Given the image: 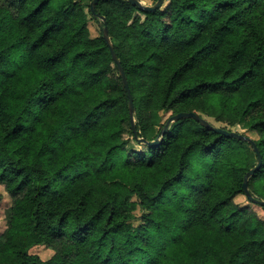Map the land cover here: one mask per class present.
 <instances>
[{
  "label": "trees",
  "instance_id": "trees-1",
  "mask_svg": "<svg viewBox=\"0 0 264 264\" xmlns=\"http://www.w3.org/2000/svg\"><path fill=\"white\" fill-rule=\"evenodd\" d=\"M90 2L0 0V264H264L251 146L192 119L161 136L181 112L240 126L264 201V0L98 2L137 138Z\"/></svg>",
  "mask_w": 264,
  "mask_h": 264
},
{
  "label": "water",
  "instance_id": "water-1",
  "mask_svg": "<svg viewBox=\"0 0 264 264\" xmlns=\"http://www.w3.org/2000/svg\"><path fill=\"white\" fill-rule=\"evenodd\" d=\"M99 1L100 0H91V2L89 3V10H90L91 14L98 20L97 25L102 32L103 39H104L105 43L107 44V47H108L109 52H110V57H111L113 63L115 64V66L118 70V74H119V77L121 79L122 85L125 88L127 98H128L130 124H131L132 131L135 134V138H137V135H136L137 132H136V128H135V119H134V115H133V113H134L133 101H132V96L130 94V90L128 87V82H127L126 76H125L124 71L121 67L120 61L118 60V58L115 54L114 47L110 42L108 30H107V27L105 25V18L95 14V7ZM125 1H127L131 5L139 8V10H141V11H148V12H155V11L161 9L165 3V0H157L154 4H151L148 6V5H145L144 2H142L141 0H125ZM185 119L195 120L201 126L207 128V129L214 130V131L221 133V134H223L229 138H233V139L245 142L251 146L252 151L254 152L255 157H256V165L244 177V182H243L242 188H243V192H244V194L247 197V200L249 202L256 203V204H259V205L264 207V201L255 200L253 198V196L251 195L249 189H248V177H250L257 169H259V167L261 165L260 152H259L257 146L255 145V143L246 135H243V134H240V133L234 132V131L223 130L221 128L213 126L208 120H206L205 118L201 117L199 114L194 113V112H188V113L181 112V113H178L174 116H171L167 120L164 128L162 129L161 136L165 135V133L167 132L168 126L170 124L175 123V122L180 121V120H185ZM138 141L142 142V143H146L142 139H138ZM158 141L159 140H155V141L147 143V144L154 146L158 143Z\"/></svg>",
  "mask_w": 264,
  "mask_h": 264
},
{
  "label": "rangeland",
  "instance_id": "rangeland-1",
  "mask_svg": "<svg viewBox=\"0 0 264 264\" xmlns=\"http://www.w3.org/2000/svg\"><path fill=\"white\" fill-rule=\"evenodd\" d=\"M141 1L144 2L145 5H148V6L151 5L149 0H141ZM166 2H167V0H166ZM88 28H89L91 37H96L99 34V27H98L97 23H95L94 21H89ZM158 117H159L158 114L153 116L154 124L156 126L158 124ZM205 118L213 126H216V127L222 126V124L214 122L213 119H211V118H207V117H205ZM231 131L238 132V133L244 132V130L240 126L231 128ZM249 137L254 138L253 135H249ZM129 148L137 149L138 146L134 142H130ZM236 202L239 204H246V200L243 197H238L236 199ZM9 204H10L9 198L6 196V194H4L2 187H0V233L4 229V213L3 212H4V209H6L9 206ZM252 208L260 216H264V213L259 208L253 207V206H252ZM32 253L38 255L43 260L49 258L51 255V252L49 250L43 248V247L36 248V249L32 250Z\"/></svg>",
  "mask_w": 264,
  "mask_h": 264
}]
</instances>
